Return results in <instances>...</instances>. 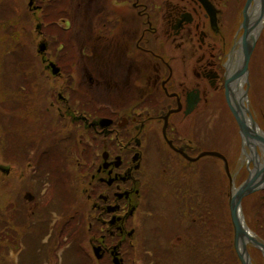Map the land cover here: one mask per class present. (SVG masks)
Returning <instances> with one entry per match:
<instances>
[{
	"label": "flooded vegetation",
	"instance_id": "obj_1",
	"mask_svg": "<svg viewBox=\"0 0 264 264\" xmlns=\"http://www.w3.org/2000/svg\"><path fill=\"white\" fill-rule=\"evenodd\" d=\"M248 1L25 0L10 30L27 43L0 53V80L11 52L28 62L0 81V221L18 203L40 212L0 226V264H64L72 245L76 264H241L231 197L249 177L237 210L264 244V0ZM246 15L259 32L249 84L237 76Z\"/></svg>",
	"mask_w": 264,
	"mask_h": 264
},
{
	"label": "rangeland",
	"instance_id": "obj_2",
	"mask_svg": "<svg viewBox=\"0 0 264 264\" xmlns=\"http://www.w3.org/2000/svg\"><path fill=\"white\" fill-rule=\"evenodd\" d=\"M25 7H26L25 6V0H0V53H3L4 51H6V49L1 48L3 46L6 47L8 50H12V49H9L10 45L12 46L15 42H17L18 39H20L24 44L27 43V37L28 36H26L24 33H21L18 36V38H16V39L10 37V25L14 22L13 20H14L15 17L24 16V8ZM15 9L17 10L16 13H15ZM2 25H3V29H2ZM254 56L259 58V59H261L260 60L261 61V70H260L261 71V75L260 76H261V79H264V68L262 69V67L264 66V41H260L257 44V48L255 49ZM2 64L5 66V70H6L7 73L1 78L0 81L4 82L5 85H6V84H9V82H11L13 80L14 70H16V71L23 70L25 65L28 64V62L26 61V58H24V60H23V59L17 58L16 55L13 56V53H11V56L5 57V59H4ZM25 75H26V73H24V72L19 74V78H18V82H17L18 85L21 84L22 81L25 80ZM0 90H1V92L4 91L3 86H0ZM261 102H264V100H261ZM15 103H17V101ZM3 109L4 110L7 109V102L4 104ZM9 109H11V106L9 107ZM4 123L6 124L7 127H10L11 124H12L11 121H5V117H4ZM18 172H19V170L17 171V173ZM52 184L53 183H47V184H41V185L34 184L32 186V190L34 192H36V193L40 192V196L37 198V200L44 201L46 199V197H44L43 194L44 193L49 194V192H48L49 188L52 191ZM23 187H24V185L21 186V185L18 184V189L14 190V192L17 193L18 195L20 193L23 194V192L26 190V189H24L22 191L21 189H23ZM64 188H65L64 184L60 183L58 186H56V192L59 195L65 197L66 200H67L68 196L71 195V193H66ZM78 196H79V194H78ZM35 201L36 200H34L33 203ZM18 206L20 208L16 210V213H14V215H13L14 219L13 220H15L16 216H18L23 211L22 210L23 206H20L19 203H18ZM70 207H71V205H70ZM0 209H2V208H0ZM45 211L49 212L48 211V207H45L43 212H45ZM35 212H40V209L34 208L32 206V210L27 212L26 214L22 213L20 215V217H18L17 222L24 223V222L21 221L23 219H25V220H34L36 218ZM54 213L60 214L61 210L54 211ZM42 217H43V214L39 213L38 218L42 219ZM49 218L50 219H54L52 213L49 214ZM13 220H11V217H10L9 221H7V220L6 221L3 220L2 222L0 221V226H1V223L7 224V225L13 224V223H15ZM47 222H48V219H47ZM40 229H41L40 227L39 228H35V230H33V235L36 236L40 232ZM2 230H4V226H2L1 231ZM65 233L68 234L66 231H65ZM25 239H26V233L23 234V240H25ZM7 240H8V242H10L11 239H7ZM5 246H6L5 244L0 245V257H2L5 254V251H6V247ZM35 247H36V242L34 240H32V243H27V246H26V248L23 251L24 252H29L28 250H26L27 248H31L32 250H30V251H34ZM160 247L164 251L163 254L170 255V253H168V251H165V247H162L161 245H160ZM73 249H74L73 245L70 247V249H68L69 252L67 254L68 258L66 257V264H76L74 262L73 258L71 257L72 253H73ZM9 255H11V253ZM164 262L166 263V261H164ZM230 264H235V263H232L230 261Z\"/></svg>",
	"mask_w": 264,
	"mask_h": 264
},
{
	"label": "water",
	"instance_id": "obj_3",
	"mask_svg": "<svg viewBox=\"0 0 264 264\" xmlns=\"http://www.w3.org/2000/svg\"><path fill=\"white\" fill-rule=\"evenodd\" d=\"M250 1V0H249ZM248 1V3H249ZM248 16H245V20H244V27H245V34H244V61L240 66V69L237 73V76H239L240 78H243L247 83H248V60H249V56L252 52V50L254 49V46L256 44L257 38H258V33L254 34V33H250L249 29H248ZM229 96L232 97V100L234 99V94L232 93V91L230 92ZM228 96L229 99V103L231 104V109L234 112V114L236 115L238 122L240 124L241 127V132L243 133V135H247V129L246 126L244 125V120L240 119L238 117V111L235 110L234 108V104L232 102V100L230 99V97ZM244 98H247V91H244ZM259 136V135H258ZM261 140H264V137L261 136L259 137ZM256 182H255V178L254 177H249L237 190L235 196L231 197V210H232V220L234 223V231H235V250L236 253L241 261L242 264H251L250 262V258H249V254L247 252V248H246V239L248 240H252V242L258 246L264 253V244L263 243H259L257 242L253 236L248 232V229L246 227V225L243 223L242 221V216L240 215V213L237 210L238 207V203L240 202V200L242 199V197L252 191H254L255 187H256Z\"/></svg>",
	"mask_w": 264,
	"mask_h": 264
},
{
	"label": "trees",
	"instance_id": "obj_4",
	"mask_svg": "<svg viewBox=\"0 0 264 264\" xmlns=\"http://www.w3.org/2000/svg\"><path fill=\"white\" fill-rule=\"evenodd\" d=\"M2 23H3V22H2ZM2 29H3V25H2ZM10 37H11V38H14V36L12 35V31H11V33H10ZM14 39H15V38H14ZM15 46H16V42H15L12 46L10 45L9 49H15ZM1 48L8 50V49H7L6 47H4V46L1 47ZM11 53H13V52H11ZM6 225H7V224H1V227H2V226H6Z\"/></svg>",
	"mask_w": 264,
	"mask_h": 264
}]
</instances>
